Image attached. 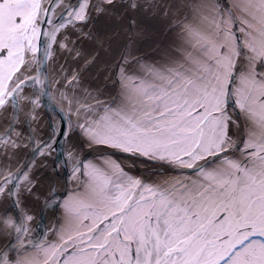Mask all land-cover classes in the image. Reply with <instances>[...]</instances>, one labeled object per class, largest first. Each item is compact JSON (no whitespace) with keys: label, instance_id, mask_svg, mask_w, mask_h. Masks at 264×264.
<instances>
[{"label":"snow or ice","instance_id":"snow-or-ice-1","mask_svg":"<svg viewBox=\"0 0 264 264\" xmlns=\"http://www.w3.org/2000/svg\"><path fill=\"white\" fill-rule=\"evenodd\" d=\"M56 6L57 0H0V107L11 106L13 122L0 133L2 142L22 146L19 131L8 136L20 103L29 105L27 121L45 95L52 101L55 88L69 104L67 118L61 108L59 128L50 120L41 139L29 125L23 146L41 157L55 149L57 171L72 160L65 190L44 194L45 203L62 204L53 239L30 238L31 214L17 221L5 208L0 232L9 239L0 264H264V0H186L184 15L171 25L176 39L147 59L137 51L140 13L167 18L170 6L76 0L50 15ZM102 15L108 23L94 27ZM56 51L67 57L50 83L45 61ZM113 51L115 61L104 68L116 90L104 96L81 75ZM229 103L243 120L233 118ZM77 129L81 144L190 174L149 180L107 155L84 161L77 145L64 153L57 140ZM34 165L25 159L13 171L0 170V197L18 207L25 193H34Z\"/></svg>","mask_w":264,"mask_h":264},{"label":"bare ground","instance_id":"bare-ground-1","mask_svg":"<svg viewBox=\"0 0 264 264\" xmlns=\"http://www.w3.org/2000/svg\"><path fill=\"white\" fill-rule=\"evenodd\" d=\"M47 2V0H46ZM75 0H58L57 1V8L54 9L56 12L57 9L60 11V6L64 4H73ZM159 3L162 5H168L171 7L172 11L167 18H162L160 16H152L150 13L142 12L140 15L144 20V32L138 39L137 44V51L139 54L144 56L145 58L149 55L158 56L161 49L164 48V43L166 40L173 41V37L176 36V31L173 37L167 38L165 37L168 35L171 30L173 29L171 25L174 23L175 20L180 18L184 15L185 8L183 5L186 3V0H159ZM92 23V21L90 22ZM108 23V20L105 16H100L97 18L94 27L101 28L104 27ZM69 32H71V28L69 27ZM137 53H133L136 55ZM117 52L113 51L110 55L101 54L100 58L97 61L96 65H93L91 68L86 69L82 75L81 79L84 81L85 85H90L94 89H103L105 90V96L112 95L116 90V85L112 80V76L110 74V67L108 69L104 68V65H111L116 59ZM67 57V53L62 51H56L55 57L48 58L47 60V74L49 76V82H54L53 78L56 74H59L62 71L61 65L65 64ZM68 66L70 69H74L76 66V62L69 59L67 61ZM131 67V66H130ZM30 74V73H29ZM33 91L31 85L26 86L24 92L26 95H30ZM49 91L52 93V99L54 102L61 104L67 110H69V104L66 102L64 97L61 93L55 89L50 88ZM71 92V88L68 89ZM107 92V93H106ZM99 99V98H97ZM52 100V101H53ZM29 105L25 102L20 103V110L18 114V120L15 122L13 127V132L8 133V136L11 138L14 136L15 132L19 131L23 139L20 140L21 147H6L5 144L2 142L4 141V137L0 138V170H7L13 171V169L20 163L24 153L27 151L28 146L24 147L23 145L27 144V140L25 138V134H27V126L24 123V117ZM229 107V106H228ZM73 107V111H74ZM229 110L232 109L229 107ZM233 118L236 119V113L232 111ZM24 115V116H23ZM12 110L11 106L8 105L4 109L0 110V131L6 130L9 127V124H12L11 120ZM52 120L56 123L57 127L59 128L60 121L58 116L55 120V115H50V118L45 115L42 106L37 102L36 109L34 113L29 117L28 125L31 126L32 130L35 132L36 138L41 139L43 136H46L50 130L49 121ZM75 116L72 117V120L69 123H75ZM77 129L74 132H71L70 137L65 140L64 137L63 141V151L64 153H68L71 151L73 145H77V155H82L85 149L81 147L79 136H78ZM235 135L238 133L237 129H234ZM234 135V138H235ZM95 148H103L101 145H96ZM95 148H92L93 150ZM53 155V150L48 152V154L44 155L43 157H39V159H35V165L32 168V174L35 179L39 180V184L34 193L31 195L25 193L22 197V202L19 204V208L16 213L13 212L12 201H9L6 197H0V213H3L5 208H7L8 213H11L14 217H16L17 221H19L21 215L26 211L27 213L31 214V221L28 222V234L32 233V231L36 230V215L38 205L37 202L41 199L43 193L47 188H49L52 184L53 179H56V176L49 173V176L42 177V175L47 173V169L51 167V160L49 156ZM119 157V161L121 163L122 160ZM133 162L135 165H138L139 159L134 157ZM45 161V163L43 162ZM155 164H146L145 173L147 171H153L156 173L160 172H176L173 167L167 166L160 161H154ZM69 169L72 168V160L70 159L67 163ZM61 169V168H60ZM59 169V170H60ZM144 173V174H145ZM2 174V172H0ZM38 196V198H37ZM17 207V206H16ZM46 223L49 227H47V233L50 235L52 233V229L55 226V220L53 214L51 212L46 213ZM6 234L0 232V248L3 247L4 241L6 240ZM27 237V236H26Z\"/></svg>","mask_w":264,"mask_h":264},{"label":"water","instance_id":"water-1","mask_svg":"<svg viewBox=\"0 0 264 264\" xmlns=\"http://www.w3.org/2000/svg\"><path fill=\"white\" fill-rule=\"evenodd\" d=\"M73 4H76V0H75V2ZM55 8H57V7H55ZM59 12L60 11H58V9H57L56 12L55 11H50V15H55L56 13H59ZM43 47H44V38H43V36H41V38H40L41 54L43 53ZM47 60L48 59H46V61H45L46 71H47ZM41 95H43V94H41ZM38 103L42 106L45 115H47L49 118H50V115L51 116L55 115V120H56V118L58 116V119L60 121L61 120V114H60V109L61 108L63 109V115L65 116V118H67L68 110L64 106L59 104V103L54 102V104H53V102L50 101L46 95L44 96V102L40 103L38 101ZM0 110H1V107H0ZM28 122H29V118L26 121L25 117H24V123H25V126H27V134H28V130H29ZM59 126H60V124H59ZM4 132L5 131L3 130L0 133H4ZM78 136H79L80 145H81V147H83L84 143L81 144L82 137L79 134V131H78ZM2 137L3 136L0 135V138H2ZM62 139H63V135H61L59 137V139L57 140V144H60ZM62 147H63V145H62ZM31 148H32V146L29 145L28 149L24 153L20 163L22 161H24L25 159H28L29 161L35 160V159H39V157H40L39 153H37L35 156H33ZM63 149H64V147H63ZM113 151H114V149H110V148H103L101 150L100 149L99 150H93L92 148H89V149H87L86 151L83 152L82 157H83V160H84L85 158H87L89 156L100 155V154H105V153H111ZM58 155H59V153L55 149H53V155L49 156V158H52L51 167L49 169H47V173L46 174L42 175V177H45V176H49V173H51L52 176H53V174L55 176H57L58 180L57 179H53L51 186L45 190V192L43 193V195H42L41 199L39 200V202L36 203V205H38L37 215H36V220H37L36 227H37V229L32 231V233L29 234L30 238H32V239H40V238L44 237L45 230H46V228H45V214H46L47 211H51L53 213L56 221H57V218H58V205L59 204L53 206L54 198H50L47 201V203H45V195H44L45 193L51 192V189L53 187L59 190V192H57V195H60V193L63 192L65 190V188H66L65 179L69 178L70 169L68 168V166L62 167L58 171L56 169H54L53 164H54V161L56 160V157ZM43 162L45 163V161H43ZM19 164L14 169H16L19 166ZM68 187H70V185ZM9 201H11V200L9 199ZM12 207H13V212L16 213V211L18 210L19 207L14 206L13 202H12ZM5 238H6V240L9 239L8 236H6ZM26 238H28V237H26ZM11 239L14 241V239H15L14 235H13V237ZM5 241H4V244H5ZM4 244H3V246H4ZM14 255H15L14 251L9 252V256L10 257H12Z\"/></svg>","mask_w":264,"mask_h":264},{"label":"rangeland","instance_id":"rangeland-1","mask_svg":"<svg viewBox=\"0 0 264 264\" xmlns=\"http://www.w3.org/2000/svg\"><path fill=\"white\" fill-rule=\"evenodd\" d=\"M175 31H176V29L175 28H173L172 30H171V32L168 34V35H166L165 37H167V38H170V37H173V35L175 34ZM176 39V36L175 37H173V41ZM173 41H170L169 42V40H166L165 41V43H164V47H166V46H168L170 43H172ZM147 58H155V56L154 55H149V56H147L146 57V59ZM105 90L106 89H103V95L105 96ZM107 93V92H106ZM97 98H100V97H97ZM85 144H86V146H89L86 142H85ZM102 156H98V157H95V158H91V159H88V160H86V161H94V160H97V159H99V158H101ZM128 171V170H127ZM130 172V171H129ZM130 173H132V172H130ZM132 174H134V173H132ZM135 175V174H134ZM48 177V176H47ZM9 214H11V213H9ZM63 222V217H62V220H61V222L60 223H62ZM51 240H52V238H51Z\"/></svg>","mask_w":264,"mask_h":264},{"label":"flooded vegetation","instance_id":"flooded-vegetation-1","mask_svg":"<svg viewBox=\"0 0 264 264\" xmlns=\"http://www.w3.org/2000/svg\"><path fill=\"white\" fill-rule=\"evenodd\" d=\"M237 111H238V109H237ZM236 117H237L236 119L241 118V120H243V117L239 115V111H238V114H236ZM237 130H238V133L235 135V139L238 140L239 137H240V129L237 128ZM173 177H175V176H173ZM152 178L154 179L155 177L152 176ZM61 207H62V206H61ZM61 207H60V208H61ZM61 213H62V210H61Z\"/></svg>","mask_w":264,"mask_h":264}]
</instances>
